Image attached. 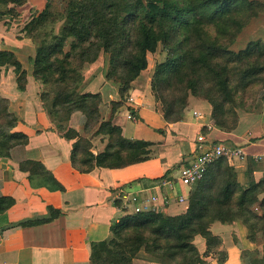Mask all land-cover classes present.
Segmentation results:
<instances>
[{
	"label": "trees",
	"instance_id": "16d2710c",
	"mask_svg": "<svg viewBox=\"0 0 264 264\" xmlns=\"http://www.w3.org/2000/svg\"><path fill=\"white\" fill-rule=\"evenodd\" d=\"M25 0H0L3 4L21 5ZM51 0H49L50 2ZM25 26L31 37L38 29L61 21L57 34L47 46L36 49L32 60V78L40 85H57L50 98L39 94L42 108L54 131L73 140L70 164L80 173L94 168H123L148 159L150 143L128 140L120 128L109 120L101 121L97 94L78 93L66 83L77 69L93 62L99 52L107 55L105 79L119 85L120 102L130 83L146 68V54L161 44L166 56L154 66L149 88L158 102L163 122L172 124L182 119L188 96L202 99L210 106L212 122L224 131L233 130L237 110L264 113V92L260 103L246 105L245 93L260 85L264 89V40H253L242 49H229L238 32L249 19L264 13V5L255 0H66L63 15H52L50 3ZM211 29V30H209ZM68 50L65 52L66 43ZM12 67L22 88L24 72L10 51H0V68ZM111 102V114L120 105ZM78 111L84 118L82 130L96 127L95 135L107 137L102 152L93 155L88 140L72 129L61 134L62 120ZM65 118H60L61 113ZM16 123L7 111L6 99L0 97V156L27 142V137L12 129ZM256 163V162H255ZM249 162L242 188L236 181L225 158L209 165L186 197L183 213L166 216L160 212L121 215L110 224V237L90 245L89 264H132L131 258L118 250L122 233L135 232V244L156 257L158 264H204L192 244L194 235L206 241L208 249L217 239L207 232L209 223L241 220L249 227L256 219L250 210L256 207L264 216V174L252 179ZM20 171L50 179L51 175L37 162L24 161ZM117 201L113 204L118 206ZM8 197H0V215L12 206ZM59 212L47 208V216L25 220L16 226L26 227L47 223ZM224 261L219 258L218 264Z\"/></svg>",
	"mask_w": 264,
	"mask_h": 264
},
{
	"label": "crops",
	"instance_id": "0c3cea01",
	"mask_svg": "<svg viewBox=\"0 0 264 264\" xmlns=\"http://www.w3.org/2000/svg\"><path fill=\"white\" fill-rule=\"evenodd\" d=\"M255 1L264 5V0ZM48 2L25 0L21 5L0 2V51L12 52L20 71L24 72L19 89L18 74L14 69L0 68V97L6 99L7 111L16 120L12 131L27 137V142L12 147L7 157L0 156V197L13 201L12 206L0 215V264H89L90 245L108 239L110 224L119 217L113 202H118L115 198L120 191L156 196L155 206L166 216L183 213L185 209L177 212L174 203L177 189L167 193L159 184L163 179L174 178L178 169L198 152L197 134L204 135L208 145L220 143L242 149L245 159L234 160L231 165L242 188L246 187L243 175L254 157L259 161L254 162L251 169L252 179L256 182L262 177L264 113L261 109L256 112L237 110L235 128L224 131L212 122L206 101L188 96L182 119L165 123L159 104L149 91L151 65L146 62V68L130 83L127 93L135 104L120 102L119 85L105 79L107 55L103 52H99L93 62L85 64V85L82 86L87 87L85 92L98 95L101 121L109 120L118 126L125 139L150 143V153L147 160L123 168L99 167L89 173L76 171L70 164L73 140L60 137L52 128L39 100L42 86L31 75L37 48L34 39L26 34L25 26ZM259 15L252 17L238 32L236 43L242 41L240 49L249 41L264 38V21L259 25L255 22ZM55 24L52 34H57L61 21ZM111 102H120L112 114ZM128 109L132 110L135 122L126 120ZM193 112L199 115L193 117ZM207 125H210L209 130ZM73 129L79 136V129ZM93 146L90 149L93 155L104 149L99 140H96V147ZM24 161L39 163L51 178L20 171L19 164ZM162 198L166 201L161 206ZM47 208L57 210L59 214L47 223L26 227L15 225L46 217ZM207 232L217 239L213 248L208 249L200 235L192 238L204 264H218L219 255L224 256L221 264H244V255L257 251L259 246L249 238L248 228L239 219L209 223ZM132 264L158 263L135 260Z\"/></svg>",
	"mask_w": 264,
	"mask_h": 264
},
{
	"label": "rangeland",
	"instance_id": "374dc122",
	"mask_svg": "<svg viewBox=\"0 0 264 264\" xmlns=\"http://www.w3.org/2000/svg\"><path fill=\"white\" fill-rule=\"evenodd\" d=\"M65 1L66 0H51L49 2L50 3L49 10H50L51 14L56 15V16H60V15L62 16L64 11H65ZM258 14H261V15H259L255 20V22H257V25H259L262 21H264V13H258ZM10 20H11V18H10ZM248 21H247V23H248ZM56 26H57V24H54L55 28H56ZM262 26H264V22L262 23ZM52 30H53L52 25H46L45 27L38 29L35 33H33L31 35V37L34 39V43H35V46L37 49L39 47L47 46L51 42L50 38L52 36V33H51ZM209 30H211V29H209ZM259 40H264V38H259ZM67 44H68V42L66 43L65 48H64L65 52L68 50ZM241 45H242V41L236 43V38H235L233 43L230 45L229 49L233 52H236L237 50L240 49ZM165 56H166V52H165V50H163L161 44H158L156 46L155 51L153 53L146 54V62L148 63V66L151 65V69L149 71L150 73L148 76V78H149L148 83L150 82V76H151V73L153 71L154 66L158 63L163 62L165 59ZM147 63H146V65H147ZM85 67L86 66L84 64L81 68L77 69V71L74 73V77L70 81H68L65 86H67L70 89L74 88L78 93H86L85 89L87 87L84 89L82 86V85H85L84 79H83V76L86 72V71H84ZM5 68H9V66H7ZM57 90H58L57 85H53V84L43 85L39 90V94L47 93L48 96L50 98H52L55 95V93L57 92ZM149 91H150V88H149ZM263 92H264V89H261L260 85H257L255 87L247 90L245 93V96H244L246 105H250L252 102L254 104L260 103L259 99H260V96ZM150 95L152 96L151 92H150ZM127 97H128V93L126 92L122 101H124L126 103ZM65 116H66L65 113L62 112L60 115V118L64 119ZM99 117H100V115H99ZM67 118L68 119L66 121L62 120V123L60 124L61 126H63V130L60 131L61 134H65L67 130H70V129L74 130L73 127H77L79 129V132H80L79 136L81 138H84V139L89 141L90 149L93 146L92 142L94 144L93 147H96L95 146L96 140H99V142L103 143L104 147H105L106 142H107V137L104 135L96 136L94 134L96 127L88 128L87 131L82 130L83 125L85 123V118L80 112H78V111L72 112L67 116ZM70 126H72V128ZM256 167H259V165L256 164ZM232 174H234V173H232ZM263 174H262V176H263ZM234 176H235V174H234ZM243 178L245 179V186H247L248 183H247V179L245 178V173L243 175ZM195 187H196V184L192 185L190 188H186V191H187L186 196L187 197H188L190 192L194 191ZM175 205H177V204L175 203ZM183 207H184L183 205H177V212L184 209ZM250 210L252 212V215L254 214L256 216V219H252V220L250 219L249 220L248 236L250 239L255 241L259 246H258L257 251H254L252 253H248V255H244V258H243L244 264H264V216H262V212L259 211L256 207H251ZM263 210H264V207H263ZM121 215L122 214L120 213L119 216H121ZM136 235L137 234L135 232L122 233L121 236L119 237V239L117 240V243L119 244L118 250H121L124 253H126V256L131 258V263H133L135 260L157 262L156 257H154L153 255L146 252L143 245L139 246V245L135 244L134 238ZM220 257H222V256L221 255L217 256L218 261H219Z\"/></svg>",
	"mask_w": 264,
	"mask_h": 264
},
{
	"label": "built area",
	"instance_id": "2783aa9c",
	"mask_svg": "<svg viewBox=\"0 0 264 264\" xmlns=\"http://www.w3.org/2000/svg\"><path fill=\"white\" fill-rule=\"evenodd\" d=\"M128 104H135L131 96L126 98ZM196 112L192 116H198ZM126 120L135 122V117L132 110L128 109L125 115ZM211 125V124H210ZM210 125L206 129H210ZM195 142L198 145V152L184 165H182L174 178L163 179L159 186L163 187L165 192L172 193L177 189V194L174 198V203L177 205L186 206V188H190L199 181L207 167L219 158H225L227 164L232 165L234 160H244L245 154L241 148L224 146L223 144H207V141L202 134H197ZM204 146V147H202ZM254 162L259 161L258 157L253 158ZM118 200L117 210L122 215H135L141 212H159L155 206L158 198L156 196L139 195L137 193H129L120 191L116 198ZM166 200L162 198L161 206ZM185 209V208H184Z\"/></svg>",
	"mask_w": 264,
	"mask_h": 264
}]
</instances>
